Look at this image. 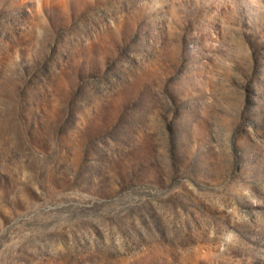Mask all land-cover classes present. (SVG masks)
<instances>
[{
	"label": "rangeland",
	"instance_id": "obj_1",
	"mask_svg": "<svg viewBox=\"0 0 264 264\" xmlns=\"http://www.w3.org/2000/svg\"><path fill=\"white\" fill-rule=\"evenodd\" d=\"M0 264H264V0H0Z\"/></svg>",
	"mask_w": 264,
	"mask_h": 264
}]
</instances>
